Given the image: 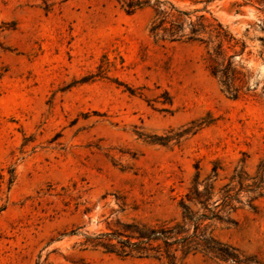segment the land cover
Wrapping results in <instances>:
<instances>
[{"label": "rangeland", "instance_id": "374dc122", "mask_svg": "<svg viewBox=\"0 0 264 264\" xmlns=\"http://www.w3.org/2000/svg\"><path fill=\"white\" fill-rule=\"evenodd\" d=\"M128 1L0 0V264H163L85 240L118 221H178L196 173L217 164L222 184L264 159V0H160L198 10L184 34L199 16L227 28L237 98L210 72L214 38L156 41L155 0L132 14ZM254 205L215 235L264 264V197Z\"/></svg>", "mask_w": 264, "mask_h": 264}, {"label": "trees", "instance_id": "16d2710c", "mask_svg": "<svg viewBox=\"0 0 264 264\" xmlns=\"http://www.w3.org/2000/svg\"><path fill=\"white\" fill-rule=\"evenodd\" d=\"M213 1L215 0H199L194 3L203 2L205 10ZM143 4L129 0L124 2L125 11L132 14ZM153 9L155 14L149 33L156 41L176 43L184 40L208 44L211 42L210 38L215 39L217 43L213 53L208 54L210 72L218 79L225 94L237 98L243 86H235V72L229 61L225 63L223 44L235 40L227 28L215 18L210 22L204 16H199L195 22L188 23L189 31L184 34L181 16L188 17L198 10L181 11L169 1L160 0L154 1ZM201 33L209 35L208 41L200 37ZM129 91L132 93V90ZM218 169L217 164H214L211 173L202 180L199 173H196L191 186L178 202L181 211L178 221L156 220L153 224L134 220L126 223L118 221L108 233L87 236L85 245L123 258L135 256L154 259L163 264H184V260L194 254L232 264H247L249 258L238 248L220 241L215 230L218 224L234 223L232 214L240 206L247 205L256 209L254 202L264 197V159L257 165L253 176L244 167L235 168L222 184H219Z\"/></svg>", "mask_w": 264, "mask_h": 264}]
</instances>
